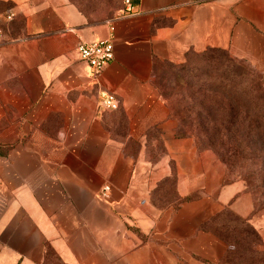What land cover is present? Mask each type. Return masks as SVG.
Here are the masks:
<instances>
[{
	"label": "crops",
	"instance_id": "obj_1",
	"mask_svg": "<svg viewBox=\"0 0 264 264\" xmlns=\"http://www.w3.org/2000/svg\"><path fill=\"white\" fill-rule=\"evenodd\" d=\"M122 1L90 23L67 0H0V264H230L227 210L264 241L246 183L179 133L156 75L223 52L264 78V0ZM102 40L95 79L78 46Z\"/></svg>",
	"mask_w": 264,
	"mask_h": 264
},
{
	"label": "trees",
	"instance_id": "obj_2",
	"mask_svg": "<svg viewBox=\"0 0 264 264\" xmlns=\"http://www.w3.org/2000/svg\"><path fill=\"white\" fill-rule=\"evenodd\" d=\"M209 53L198 58L212 61ZM224 58L227 66L220 67L224 70L217 76L225 81L230 77L229 83L214 88L212 78H205L201 82L206 84L200 86L197 77V82H187L184 96L176 102L163 95L179 123V133L193 138L199 151L212 152L227 175L244 181L257 196L255 211H259L264 209V84L258 73L235 64L227 54ZM192 65L188 61L182 66ZM206 75L211 77L212 70ZM242 79L248 85L234 83Z\"/></svg>",
	"mask_w": 264,
	"mask_h": 264
},
{
	"label": "rangeland",
	"instance_id": "obj_3",
	"mask_svg": "<svg viewBox=\"0 0 264 264\" xmlns=\"http://www.w3.org/2000/svg\"><path fill=\"white\" fill-rule=\"evenodd\" d=\"M70 4L75 6L77 10L81 11L90 23H101L112 19L118 12V8L123 4L122 0H67ZM2 7L0 5V11ZM11 22L8 19L2 18L0 20V31L8 33L10 31ZM1 33V32H0ZM223 52H211L209 57L211 60L203 58L202 60L198 56H191L190 61L193 63L192 66H177L173 64H160L157 67V83L161 88L163 94L169 98L171 101L176 102V100L181 99L184 96V90L187 88V82H197L199 77V85L203 86L206 83L205 78H212L214 88L220 87L221 84L229 83L230 77L225 78L226 81L217 75H219L220 70H224L227 66L225 62ZM237 65H243V67L249 68V65L242 62H237ZM223 64V65H222ZM222 65V66H221ZM223 67L224 69H221ZM212 70V76L208 77L206 71ZM262 83L264 84V78ZM184 80V82H183ZM216 80V81H214ZM248 85L247 80H235L234 83H242ZM184 83V84H183ZM204 83V84H203ZM215 83V84H214ZM184 85V86H183ZM252 96V95H251ZM253 97V96H252ZM214 155V154H213ZM222 164V163H221ZM222 166L226 171L224 164ZM235 176L226 173L227 182H231ZM247 185V184H246ZM249 191V190H248ZM249 193L253 197L254 207L256 204L257 196L251 191ZM169 194H165L161 201L167 202ZM264 209L256 212L259 219L264 222ZM261 217V218H260ZM221 224L229 226L225 231H223L225 237L229 240L230 244L234 247L232 253H230L229 263L230 264H264V241L257 234L248 222L237 218L229 210L223 212L219 216Z\"/></svg>",
	"mask_w": 264,
	"mask_h": 264
},
{
	"label": "built area",
	"instance_id": "obj_4",
	"mask_svg": "<svg viewBox=\"0 0 264 264\" xmlns=\"http://www.w3.org/2000/svg\"><path fill=\"white\" fill-rule=\"evenodd\" d=\"M124 5L127 8L128 15L135 12L130 0H125ZM14 15L9 14L7 17L10 20ZM78 53L82 61H84L90 68L92 76L98 79L105 68L114 60L115 50L114 44L109 40L95 41L91 43H82L78 46ZM102 105L108 110H117L119 107L116 96L109 92L101 93ZM109 187H105L102 196L107 197Z\"/></svg>",
	"mask_w": 264,
	"mask_h": 264
}]
</instances>
